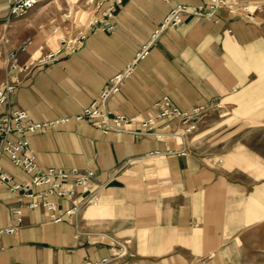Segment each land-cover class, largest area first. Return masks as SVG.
I'll list each match as a JSON object with an SVG mask.
<instances>
[{
    "label": "crops",
    "instance_id": "obj_1",
    "mask_svg": "<svg viewBox=\"0 0 264 264\" xmlns=\"http://www.w3.org/2000/svg\"><path fill=\"white\" fill-rule=\"evenodd\" d=\"M54 2L10 18L7 0H0L1 25L36 28L38 10ZM233 2L237 14L220 8L218 22L186 16L156 37L106 104L132 119L130 131L105 135L89 123L71 122L29 138L42 168H91L105 186L97 207L58 224L43 209H26L16 233L0 232V264L92 262L112 255L115 242L126 253L116 264H264V0ZM172 5L104 0L94 17L113 29L91 30L79 49L49 65L32 56L51 50L45 35L54 40L52 27L65 21L60 15L45 30L39 27L43 39L33 37L20 56L19 85L6 107L25 110L36 122L79 113L152 39ZM163 96L182 110L216 102L222 108L191 135H182L175 121L168 130L182 136L157 139L140 124L158 114L155 104ZM155 151L160 154L149 156ZM1 163L15 182L28 180L8 158ZM22 204L21 195L0 182V231Z\"/></svg>",
    "mask_w": 264,
    "mask_h": 264
},
{
    "label": "built area",
    "instance_id": "obj_2",
    "mask_svg": "<svg viewBox=\"0 0 264 264\" xmlns=\"http://www.w3.org/2000/svg\"><path fill=\"white\" fill-rule=\"evenodd\" d=\"M53 0H7L9 17L18 18L34 9L41 3ZM122 0H118L120 3ZM172 5L176 0H162ZM71 6L61 14L65 21L63 26H53L51 34L56 38L57 47L42 53L32 60L40 65L57 63L65 54L79 49L88 38L91 30H112L113 26L104 24L94 14L103 5L104 0H74ZM220 8H227L234 15L240 9L233 0H207L203 5L184 3L173 4L169 13L163 19L152 39L143 46L135 58L120 72L111 77L104 85L98 97L79 113L50 121H33L25 110L7 108L11 96L19 85L21 73L20 56L28 53L34 44L32 37L21 41L17 49H5V68L7 80L0 86V182L8 185L11 192L20 194L23 204L13 210L14 222L1 233L14 234L24 224V211L43 209L53 223H61L65 219H73L88 207H97L101 202V194L105 184L97 180L96 171L81 167H49L42 168L37 156L31 150L29 138L45 131L57 130L71 122L89 123L105 135L122 131H130L132 119L122 114H113L107 108L108 100L119 93L125 81L134 73L138 64L150 53L156 37L167 30L176 29L186 16L202 17L212 22H218L217 12ZM91 11L89 19L82 27L78 23L84 21V16ZM107 17V11L102 14ZM75 28V32L73 31ZM58 40V41H57ZM6 35L1 42H6ZM158 114L143 120L142 130L157 139H176L182 135H191L197 130L208 113L222 108L220 102L211 105L197 104L187 110L175 106L169 96H163L156 104ZM177 121L183 127L182 135L177 131H170L169 123ZM170 154L185 156V151H169ZM159 151L149 156L159 155ZM8 158L10 163L20 168L28 180L22 183L14 181L13 177L4 169L1 160ZM126 243H130L127 240ZM115 251L112 255L102 259L80 264H116L125 257L123 244L113 243Z\"/></svg>",
    "mask_w": 264,
    "mask_h": 264
},
{
    "label": "rangeland",
    "instance_id": "obj_3",
    "mask_svg": "<svg viewBox=\"0 0 264 264\" xmlns=\"http://www.w3.org/2000/svg\"><path fill=\"white\" fill-rule=\"evenodd\" d=\"M54 1V0H53ZM53 4L47 6L48 3H45L46 7H42L38 10L36 23L37 27L27 28V26L22 25V23H12L9 22L6 26H2L0 22V41L3 35H6V42L0 43V86L4 83L5 75H6V68H5V49H17L19 46V42L25 37H38L43 39L41 36L38 35L39 27H42L44 30L51 24L56 21V19L63 13L65 8L67 7L66 1L69 0H55ZM74 1V0H71ZM91 15V11L87 12L84 16V21L78 23V27H82L84 22L89 19ZM47 45L55 49L57 47L56 38L52 40L50 36L45 35ZM42 54L40 51H35L33 54L34 58L39 57ZM216 113L219 114L218 111ZM222 113V111H221Z\"/></svg>",
    "mask_w": 264,
    "mask_h": 264
}]
</instances>
